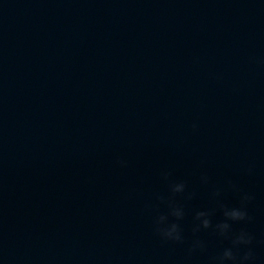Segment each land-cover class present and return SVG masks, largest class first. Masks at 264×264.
Returning a JSON list of instances; mask_svg holds the SVG:
<instances>
[{
    "label": "water",
    "instance_id": "95a60500",
    "mask_svg": "<svg viewBox=\"0 0 264 264\" xmlns=\"http://www.w3.org/2000/svg\"><path fill=\"white\" fill-rule=\"evenodd\" d=\"M245 193L264 264V0H0V264H212Z\"/></svg>",
    "mask_w": 264,
    "mask_h": 264
},
{
    "label": "clouds",
    "instance_id": "9594fccd",
    "mask_svg": "<svg viewBox=\"0 0 264 264\" xmlns=\"http://www.w3.org/2000/svg\"><path fill=\"white\" fill-rule=\"evenodd\" d=\"M193 130L197 128L196 124L192 125ZM121 167H126L127 162L124 160L118 161ZM251 172V169L248 170ZM163 179L168 180L171 173L164 171L161 173ZM201 182L207 183L208 177L206 175L201 176ZM229 186L233 190H239L235 184L231 181L228 182ZM186 185L184 182H172L169 184V190L172 193V197L177 194H184ZM220 191L217 190L213 193V196H219ZM194 193H188L186 199H192ZM170 197L167 201L169 211L167 214L158 215L154 221V231L161 238V240L175 243H183L184 237L182 235V229L177 221L184 218L185 212L183 206L178 205L175 200ZM161 202L165 201L163 196L157 197ZM254 199V196L250 194H243L240 200L239 207L229 208L223 204H220V208L223 213L224 219L213 225L211 216L212 211H197L194 216V226L193 233H198L201 229L211 228L218 236L230 241V247H226L218 255L212 258V264H226V262H231V264H248V262L255 261V254L253 249L250 247L253 243L254 237L245 230H241L238 233L232 232V224L230 222H243L251 221L252 217L249 216L247 211V205ZM169 217H173L174 221L169 222ZM204 242L200 239H195L192 241L189 247V253L191 254L197 250H204ZM243 254L241 255V250Z\"/></svg>",
    "mask_w": 264,
    "mask_h": 264
}]
</instances>
